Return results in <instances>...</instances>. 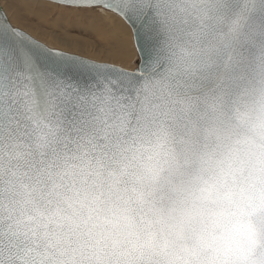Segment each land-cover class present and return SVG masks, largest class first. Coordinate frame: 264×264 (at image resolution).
Returning a JSON list of instances; mask_svg holds the SVG:
<instances>
[{"label":"clouds","instance_id":"clouds-1","mask_svg":"<svg viewBox=\"0 0 264 264\" xmlns=\"http://www.w3.org/2000/svg\"><path fill=\"white\" fill-rule=\"evenodd\" d=\"M191 20L173 46L191 53L195 87L148 113L156 136L75 166L38 169L13 189L31 226L53 245L102 246L145 264H192L218 242L233 210L264 188V0H179ZM120 149H117L119 152Z\"/></svg>","mask_w":264,"mask_h":264},{"label":"snow or ice","instance_id":"snow-or-ice-1","mask_svg":"<svg viewBox=\"0 0 264 264\" xmlns=\"http://www.w3.org/2000/svg\"><path fill=\"white\" fill-rule=\"evenodd\" d=\"M49 2L121 18L137 62L130 67L123 51L115 53L120 67L49 53L0 18V264H145L102 246L49 243L25 218L13 189L40 168L67 169L98 150L119 159L124 146L136 150L152 136L147 150L160 165L153 169L159 178L166 154L148 113L161 99L179 103L196 86L186 64L181 70L192 54L172 44L174 29L189 23L191 13L178 15L179 0ZM194 264H264V188L233 210L218 242Z\"/></svg>","mask_w":264,"mask_h":264},{"label":"rangeland","instance_id":"rangeland-1","mask_svg":"<svg viewBox=\"0 0 264 264\" xmlns=\"http://www.w3.org/2000/svg\"><path fill=\"white\" fill-rule=\"evenodd\" d=\"M23 3H25L23 5L25 9L22 7ZM39 3L43 6L37 5ZM0 6L10 23L13 21L16 28L33 35L42 44H48L47 41L56 43L60 41L67 44L64 45L66 48L75 46L74 48L85 51L89 54H83L87 55L85 57L94 58L100 63L118 64L115 61H109L108 48L114 50L116 47L110 43L113 30L109 22L103 18L102 12H80L43 0H0ZM121 21L125 25V22ZM122 40H127L126 35L122 36ZM128 40L129 45L132 46L130 34ZM102 45H104L103 48ZM136 62L137 57L134 66L131 62L133 67Z\"/></svg>","mask_w":264,"mask_h":264},{"label":"bare ground","instance_id":"bare-ground-1","mask_svg":"<svg viewBox=\"0 0 264 264\" xmlns=\"http://www.w3.org/2000/svg\"><path fill=\"white\" fill-rule=\"evenodd\" d=\"M44 1V0H43ZM47 2V1H46ZM50 3V2H49ZM25 3H23L22 4V7H23V5H24ZM53 4V3H52ZM55 4V3H54ZM37 5H39V6H43L42 5V3H39V4H37ZM24 8V7H23ZM25 9V8H24ZM4 12V11H3ZM5 13V12H4ZM103 13V18L105 19V20H107L108 22H109V26H111V28H112V30H113V38L112 39H110V43H112L115 47H116V49H111V48H108V52H107V54H108V56L110 57L109 59V61H115V53L117 52V51H123V52H125L126 53V55L124 56V60L126 61V63L130 66V67H133L134 66V61H135V58H136V54H135V52L134 51H132L131 50V46L129 45V40H128V36H129V34H130V37H131V33L129 32L127 35H126V37H127V40L126 41H124V40H122V36L123 35H125V32H124V29H125V25L122 23V19L120 20L119 18H117V17H115L113 14H108V13H104V12H102ZM6 15V14H5ZM7 17V16H6ZM8 19V18H7ZM11 20V19H10ZM9 21V20H8ZM9 23H10V21H9ZM13 25H12V24ZM11 26L13 27L14 26V28H16V26H15V24L13 23V21H11ZM17 29H19V28H17ZM19 30H21V29H19ZM21 31H23V30H21ZM23 32H25V31H23ZM25 33H27V32H25ZM28 34V33H27ZM29 36H31L33 39H35V40H37V41H39L38 39H36L33 35H31V34H28ZM112 40H114V41H112ZM132 40V39H131ZM41 42V41H40ZM48 42V44H44V45H46V46H48L49 48H51V49H55V50H59V51H63V52H66V53H69V54H73V55H78V56H81V57H84V58H87V59H89V60H92V61H97V60H95L94 58H91V57H85V56H87V55H89L88 53H86L85 51H83V50H81V49H77V48H74L75 46H73V47H70V46H67L68 48H66L65 46L67 45V44H65V43H63V42H60V41H57L58 43H56V42H50V41H47ZM42 43V42H41ZM107 43H108V41H107ZM101 44H104V43H102L101 42ZM65 45V46H64ZM107 46L109 45V44H106ZM105 45V46H106ZM103 46L104 45H102V48H103ZM115 47H113V48H115ZM83 54H87V55H83ZM91 56V55H90ZM97 62H99V61H97ZM131 62H133V66H132V64H131ZM103 63V62H102ZM116 63H118V62H116ZM109 64V63H108ZM111 64V63H110ZM119 65H120V63H118ZM118 64H114V65H117V66H119ZM121 66V65H120Z\"/></svg>","mask_w":264,"mask_h":264},{"label":"water","instance_id":"water-1","mask_svg":"<svg viewBox=\"0 0 264 264\" xmlns=\"http://www.w3.org/2000/svg\"><path fill=\"white\" fill-rule=\"evenodd\" d=\"M44 1L49 2V0H44ZM0 18L6 20V21H7V25L10 26L13 30H19V29L14 28V27L11 26V24L9 23V21H8V19H7V17H6V15L4 14V12H3L1 6H0ZM19 31L23 34V36L26 38L27 41H29L30 43H32V44H34V45H38L40 48L47 50L49 53H54V54H56V55H60V56H68V57H70V58H74V59H81V60H85V61H90V62L100 63V62L92 61V60H89V59H87V58H84V57H81V56H78V55H73V54H69V53L63 52V51H59V50H55V49H51V48H49L48 46L42 44L41 42H39V41L33 39V38H32L31 36H29L27 33L23 32V31H21V30H19ZM100 64H108V63H100ZM109 65H112V64H109ZM114 66H116V65H114ZM116 67H119V66H116ZM126 70H127V69H126Z\"/></svg>","mask_w":264,"mask_h":264}]
</instances>
